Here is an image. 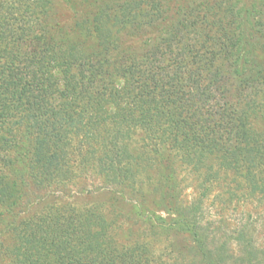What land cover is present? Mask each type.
Wrapping results in <instances>:
<instances>
[{
	"label": "trees",
	"instance_id": "1",
	"mask_svg": "<svg viewBox=\"0 0 264 264\" xmlns=\"http://www.w3.org/2000/svg\"><path fill=\"white\" fill-rule=\"evenodd\" d=\"M65 1L0 0V264H264L201 226L213 188L264 202V4Z\"/></svg>",
	"mask_w": 264,
	"mask_h": 264
},
{
	"label": "rangeland",
	"instance_id": "2",
	"mask_svg": "<svg viewBox=\"0 0 264 264\" xmlns=\"http://www.w3.org/2000/svg\"><path fill=\"white\" fill-rule=\"evenodd\" d=\"M57 11V17L60 24L64 27H69L73 23V16L76 8L68 4L65 0H52ZM166 6L169 14L173 15L176 11L185 6L189 2L197 0H161ZM237 7L240 12L243 31L245 34L251 28L254 16L258 7L264 4V0H236ZM159 31L153 32V36L157 35ZM184 177V174L183 176ZM193 182L187 181L184 183L182 200L185 204L191 202L196 197ZM225 186L213 188L207 199L201 207L202 218L201 226L207 228L206 233L212 240L213 244L218 245L222 242H231L229 253H233L236 257L240 254V249L243 242L236 241L240 235V231H245L248 239L253 240V246L259 250H264V202H257L254 198L247 203H238L235 199L231 203H226L228 197ZM225 202V203H223ZM158 216L167 218L162 212L157 213ZM127 225H124L125 231ZM136 234H141L143 229L138 230L137 226L133 228ZM246 237V236H245ZM153 239V237H150ZM154 252L155 255L162 256V260H167L170 256L172 245L176 242H181L183 237L171 240L170 236L155 237ZM175 239V238H174ZM172 244V245H171ZM174 256V255H173ZM186 264H199L191 256L190 253L185 254ZM184 263V264H185ZM229 264H234V260L229 261Z\"/></svg>",
	"mask_w": 264,
	"mask_h": 264
}]
</instances>
